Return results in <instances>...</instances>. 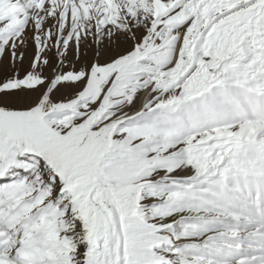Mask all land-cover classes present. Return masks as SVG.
Here are the masks:
<instances>
[{
  "label": "snow or ice",
  "instance_id": "snow-or-ice-1",
  "mask_svg": "<svg viewBox=\"0 0 264 264\" xmlns=\"http://www.w3.org/2000/svg\"><path fill=\"white\" fill-rule=\"evenodd\" d=\"M0 264H264V0H0Z\"/></svg>",
  "mask_w": 264,
  "mask_h": 264
}]
</instances>
